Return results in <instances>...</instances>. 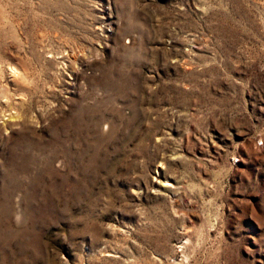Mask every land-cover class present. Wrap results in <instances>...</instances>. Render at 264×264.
I'll return each instance as SVG.
<instances>
[{
    "label": "rangeland",
    "instance_id": "obj_1",
    "mask_svg": "<svg viewBox=\"0 0 264 264\" xmlns=\"http://www.w3.org/2000/svg\"><path fill=\"white\" fill-rule=\"evenodd\" d=\"M0 264H264V0H0Z\"/></svg>",
    "mask_w": 264,
    "mask_h": 264
}]
</instances>
